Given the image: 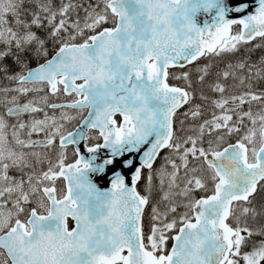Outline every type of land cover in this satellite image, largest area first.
<instances>
[{
    "label": "snow or ice",
    "instance_id": "obj_1",
    "mask_svg": "<svg viewBox=\"0 0 264 264\" xmlns=\"http://www.w3.org/2000/svg\"><path fill=\"white\" fill-rule=\"evenodd\" d=\"M0 264H264V0H0Z\"/></svg>",
    "mask_w": 264,
    "mask_h": 264
},
{
    "label": "water",
    "instance_id": "obj_2",
    "mask_svg": "<svg viewBox=\"0 0 264 264\" xmlns=\"http://www.w3.org/2000/svg\"><path fill=\"white\" fill-rule=\"evenodd\" d=\"M103 186H106V183Z\"/></svg>",
    "mask_w": 264,
    "mask_h": 264
}]
</instances>
